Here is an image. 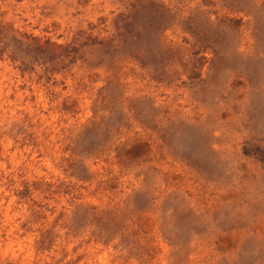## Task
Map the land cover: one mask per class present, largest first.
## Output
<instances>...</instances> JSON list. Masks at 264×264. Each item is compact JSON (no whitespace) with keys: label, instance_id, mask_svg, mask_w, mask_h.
Returning a JSON list of instances; mask_svg holds the SVG:
<instances>
[{"label":"rangeland","instance_id":"rangeland-1","mask_svg":"<svg viewBox=\"0 0 264 264\" xmlns=\"http://www.w3.org/2000/svg\"><path fill=\"white\" fill-rule=\"evenodd\" d=\"M0 264H264V0H0Z\"/></svg>","mask_w":264,"mask_h":264}]
</instances>
